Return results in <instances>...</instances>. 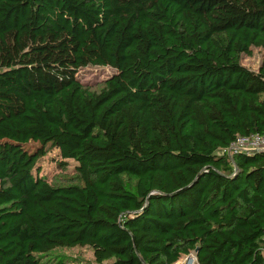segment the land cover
<instances>
[{"label":"trees","instance_id":"obj_1","mask_svg":"<svg viewBox=\"0 0 264 264\" xmlns=\"http://www.w3.org/2000/svg\"><path fill=\"white\" fill-rule=\"evenodd\" d=\"M252 47L264 0H0V264L76 246L93 264H264V151H224L264 134ZM90 65L116 72L95 90ZM53 148L80 183L40 174Z\"/></svg>","mask_w":264,"mask_h":264},{"label":"rangeland","instance_id":"obj_2","mask_svg":"<svg viewBox=\"0 0 264 264\" xmlns=\"http://www.w3.org/2000/svg\"><path fill=\"white\" fill-rule=\"evenodd\" d=\"M264 55L262 47H252L251 55H244L242 64L247 68L258 71ZM116 70L110 66L90 65L81 68L77 78L86 86L92 89H100L104 81L113 75ZM37 146L34 142L26 145V148L33 149ZM40 174L45 176L53 185H70L80 183L77 173V163L73 159H63L57 148H53L46 156L38 162ZM134 187L135 182H129ZM52 254L62 256L67 264H93L94 252L89 246H76L71 248H57ZM175 264H198L195 252L183 255Z\"/></svg>","mask_w":264,"mask_h":264},{"label":"built area","instance_id":"obj_3","mask_svg":"<svg viewBox=\"0 0 264 264\" xmlns=\"http://www.w3.org/2000/svg\"><path fill=\"white\" fill-rule=\"evenodd\" d=\"M259 150L264 151V134L254 133L238 136L224 151H227L229 156L232 157L233 153L237 151L253 152Z\"/></svg>","mask_w":264,"mask_h":264},{"label":"water","instance_id":"obj_4","mask_svg":"<svg viewBox=\"0 0 264 264\" xmlns=\"http://www.w3.org/2000/svg\"><path fill=\"white\" fill-rule=\"evenodd\" d=\"M198 250V249H197Z\"/></svg>","mask_w":264,"mask_h":264}]
</instances>
